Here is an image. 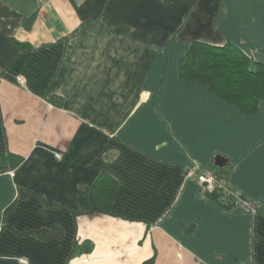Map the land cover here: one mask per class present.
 <instances>
[{
    "label": "crops",
    "instance_id": "obj_1",
    "mask_svg": "<svg viewBox=\"0 0 264 264\" xmlns=\"http://www.w3.org/2000/svg\"><path fill=\"white\" fill-rule=\"evenodd\" d=\"M193 41L264 65V0H0V264H264V98L182 80Z\"/></svg>",
    "mask_w": 264,
    "mask_h": 264
},
{
    "label": "trees",
    "instance_id": "obj_2",
    "mask_svg": "<svg viewBox=\"0 0 264 264\" xmlns=\"http://www.w3.org/2000/svg\"><path fill=\"white\" fill-rule=\"evenodd\" d=\"M182 80L201 84L205 90L244 114H253L258 102L264 98V65L251 60L242 50L231 45L214 46L193 41L179 62ZM58 107L61 99L49 98ZM5 159V157H3ZM12 166L21 159L8 155ZM115 181L101 174L93 186V195L101 213H108ZM217 200L216 194L206 195ZM231 207V205H223ZM153 259L143 264H151Z\"/></svg>",
    "mask_w": 264,
    "mask_h": 264
},
{
    "label": "built area",
    "instance_id": "obj_3",
    "mask_svg": "<svg viewBox=\"0 0 264 264\" xmlns=\"http://www.w3.org/2000/svg\"><path fill=\"white\" fill-rule=\"evenodd\" d=\"M56 156L59 157V155ZM197 181L200 184L201 194H216L217 200L221 205H231V207L251 214L258 213L260 209L258 203L246 199L239 190L227 187L213 172H204L197 175ZM22 262L27 264L25 260H22Z\"/></svg>",
    "mask_w": 264,
    "mask_h": 264
},
{
    "label": "water",
    "instance_id": "obj_4",
    "mask_svg": "<svg viewBox=\"0 0 264 264\" xmlns=\"http://www.w3.org/2000/svg\"><path fill=\"white\" fill-rule=\"evenodd\" d=\"M218 165H220V163L217 162Z\"/></svg>",
    "mask_w": 264,
    "mask_h": 264
}]
</instances>
